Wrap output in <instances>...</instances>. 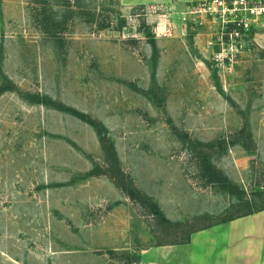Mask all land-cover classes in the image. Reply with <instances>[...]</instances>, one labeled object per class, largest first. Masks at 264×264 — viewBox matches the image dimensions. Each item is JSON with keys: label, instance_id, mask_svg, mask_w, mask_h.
Here are the masks:
<instances>
[{"label": "rangeland", "instance_id": "374dc122", "mask_svg": "<svg viewBox=\"0 0 264 264\" xmlns=\"http://www.w3.org/2000/svg\"><path fill=\"white\" fill-rule=\"evenodd\" d=\"M217 31L165 4L0 0V264H142L264 201V16L230 65Z\"/></svg>", "mask_w": 264, "mask_h": 264}, {"label": "crops", "instance_id": "0c3cea01", "mask_svg": "<svg viewBox=\"0 0 264 264\" xmlns=\"http://www.w3.org/2000/svg\"><path fill=\"white\" fill-rule=\"evenodd\" d=\"M165 4L181 11L193 0H128ZM154 261L142 264H264V208L196 229L188 242L165 243Z\"/></svg>", "mask_w": 264, "mask_h": 264}, {"label": "built area", "instance_id": "2783aa9c", "mask_svg": "<svg viewBox=\"0 0 264 264\" xmlns=\"http://www.w3.org/2000/svg\"><path fill=\"white\" fill-rule=\"evenodd\" d=\"M180 15L183 21L217 25L212 58L219 65H230L264 16V0H193Z\"/></svg>", "mask_w": 264, "mask_h": 264}, {"label": "trees", "instance_id": "16d2710c", "mask_svg": "<svg viewBox=\"0 0 264 264\" xmlns=\"http://www.w3.org/2000/svg\"><path fill=\"white\" fill-rule=\"evenodd\" d=\"M79 115L95 126L96 130L98 131V136H99L101 141H104L106 139L105 128H104V126H101V123L99 121L94 120V119H90L86 115H84L83 113H79ZM257 193L258 194H262L259 191ZM149 205L151 206V211H153L154 213H159V214L161 213L160 208L158 207V205L155 202H151ZM242 206L246 207V209H244V210L243 209H238L233 214L222 216L221 218H219L217 220H214V221H211V222H205L204 224H202V225H200L198 227L192 228L189 231V233H187V236L182 238V239L160 241L157 244L188 242L189 241V234L192 231H194L196 229L208 227V226H210L212 224H215V223H218V222H222V221H226V220L232 219L234 217H238V216H241V215H245V214H248V213L263 209L264 208V201H262L261 203L258 204L256 202L250 200V199H246V200L242 201Z\"/></svg>", "mask_w": 264, "mask_h": 264}]
</instances>
